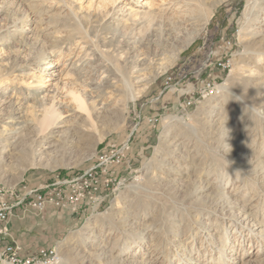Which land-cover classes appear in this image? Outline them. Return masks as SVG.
<instances>
[{
  "label": "rangeland",
  "instance_id": "obj_1",
  "mask_svg": "<svg viewBox=\"0 0 264 264\" xmlns=\"http://www.w3.org/2000/svg\"><path fill=\"white\" fill-rule=\"evenodd\" d=\"M141 1L152 5V15L147 19L143 31L145 41L140 51L146 49L144 53L152 56L149 75L151 80L154 79L142 96L134 101L129 98L119 102L115 100L116 107L94 123L90 137H84L83 141L71 139L73 143L67 144L64 151L45 157L41 165H0V188L5 185L23 192L64 182L95 169L92 171L95 178L93 188L97 191L91 201L89 195L85 202L79 198L76 204L82 203L77 211H73L71 206H55L61 199L52 189L53 203H48L38 212H18L24 217L22 222L17 220L23 230L20 234L24 235L23 238L17 235L21 238L17 241L23 248V255L29 256L43 248L58 246L61 258L65 252L83 254L96 244H107V250L122 248L123 257L131 260L132 249L142 244L147 254L138 262L264 264V238H260L258 231L236 210L230 209L231 199H227L228 196L233 200L237 198L240 206L248 202L253 205L258 203L255 220L261 228L264 227V173L261 169L255 170L258 161L264 163V108L261 106L264 91L253 89L255 81L247 77L253 65L259 64L264 72V57L257 59L250 54L251 45L247 42L246 33L256 26L244 13L252 6V0H217L218 5L204 29L199 28L205 19L203 11L197 8L196 23L188 26L187 31L183 29L175 38L168 34L171 20L177 19L174 16L176 11L165 14L167 11L164 10L174 0ZM98 2L0 0V72L10 70L8 76L1 78L4 86L11 92L22 90L34 82L32 77L41 76L42 72L26 63L48 51L54 37L67 38L64 29L75 30L84 37L90 36L92 26L88 24V19L98 15ZM129 2L119 0L107 10L119 9ZM36 20H43V23L37 22L36 25ZM42 27H45L44 30L40 29ZM22 28H30L32 32L22 38L19 36ZM159 36L164 37L165 48L161 50L154 46V53L148 38L157 39ZM189 36H192V43L188 45ZM222 38L233 43L230 50L234 54L231 60L233 66L230 74L219 70L214 72L218 78L227 79V87L221 88L217 98L184 109L183 103L187 102V98L202 88L206 79V62L210 54L216 52ZM7 41L9 44L1 45ZM76 45L77 41L72 40L57 49L59 51L53 57L55 66L49 70L54 73L62 68L65 72L61 74V81L65 83L74 81L73 76L68 74L72 71L70 60L74 62L80 52ZM74 49L77 55L73 59ZM163 52L165 54L161 55ZM178 52L177 60L169 64L170 56ZM221 57L217 54L215 59ZM44 77L51 78L50 75ZM28 108L31 111L30 102L25 104L26 111ZM29 114L26 115L28 119L31 117ZM96 139L95 143H91ZM126 142L129 143V150L125 152L121 164L105 168L103 158ZM105 170L115 173V183L110 188L104 183ZM159 175L160 178H157ZM176 179L173 184L167 183ZM119 182L122 185L116 187ZM202 184L211 187L203 190ZM63 188L72 191L71 188ZM224 193L228 194L227 198L220 197ZM64 203L67 204L65 200ZM120 218L125 222L122 220V224L118 225L120 221L117 219ZM87 232L91 235H86ZM85 238L94 240L87 242ZM119 238L121 240L116 241ZM70 247H73L72 250ZM106 255L109 260L102 261L112 262L110 253Z\"/></svg>",
  "mask_w": 264,
  "mask_h": 264
},
{
  "label": "bare ground",
  "instance_id": "obj_2",
  "mask_svg": "<svg viewBox=\"0 0 264 264\" xmlns=\"http://www.w3.org/2000/svg\"><path fill=\"white\" fill-rule=\"evenodd\" d=\"M118 1L119 0H99L98 15L91 16L88 19L89 20L88 24L92 26V28L89 29L91 32L90 36L84 37L75 30L67 29V31H65L64 29L63 32H67L66 34L67 38L65 37L66 40L65 39L62 40L63 38L59 39L58 37H54V39L51 41V45L48 51H46L44 54H41L37 57L30 59L26 63V65L33 66L35 70H37L40 73L42 72V75L38 77L35 76L32 77L34 82H32L28 86V88L24 87L22 88V90H14L13 92H11V90H9L6 86H4L5 83H3V80L1 79L4 76H8L7 74H9L10 70L0 72V165L4 164L5 166L6 165L18 166V165L27 164V167L30 166L34 167L41 165V163L45 161L43 160L45 157L50 155L53 156V154L58 151L59 152L64 151L66 147H68L67 144L73 143V140L71 139L78 138L79 140H82L84 137H90L89 136L90 132L92 131V129L95 128L94 123L100 118L104 117L103 114L105 115L107 112H110L112 108L116 107L115 100L119 102L121 100L129 98L132 99V101H134L137 98H140L144 93V91L146 90V88L148 87V85L154 81V79L151 80L150 78L151 76L149 75L151 73L150 66L152 63L150 57L152 56L151 55L149 56L147 52L144 53L146 49L144 52L140 51V46L145 41L143 39V37L145 36L143 31L147 25V19L150 15H152L151 12L152 5L150 3H146L141 0H139L138 2L134 0H130V2L124 7H120L119 9H113V11L107 10L108 6L115 5ZM251 2H252L251 4L252 6H250V8H248L247 11L244 13L248 19L251 18L252 24L256 26H254L253 29L249 30L246 33V36L248 38L247 42L249 43V45H251L250 48L252 52L250 54H252L255 58L259 59L262 56L264 57V50H263L264 49V0H252ZM217 5H218L217 0H174L170 2V4H168V6H166V8L164 9L165 11H167L165 14H169V13L173 14L172 12L176 11L174 16H176L177 19L171 20L170 22L171 31L169 32L168 36L175 38L183 29L187 31L188 26L193 25L195 22V14H196L195 12L197 8H200L203 11V17L205 19H203L204 22L202 25H200L199 28L204 29V27L208 24L210 18L213 16V13ZM40 18L42 19L41 16ZM35 22L37 25V22L43 23V20H38V21L36 20ZM16 25L17 22L13 26L16 27ZM44 28L42 27L40 29L44 30ZM194 28L196 30V27H193V29ZM31 32L32 29L30 28H26V29L22 28L19 32V36L23 38L26 35H29ZM195 32L199 33V31L198 32L195 31ZM8 34H12V33H8ZM188 34L192 35L193 33L188 32ZM154 37L148 38L150 39L149 40L150 48H152V50L154 46H156V49L160 48L161 50L162 48H165L164 37L159 36V38L157 39H154ZM191 37L192 36L188 37L189 38L188 45L192 43L190 39ZM72 40L77 41L76 49H80L79 50L80 52L76 60L73 62V60L71 59L69 64L72 71L68 75H71L70 77L73 76L72 79H74V81L70 83H65L61 81L62 80L61 74L65 72L63 71L62 68L59 67V69H57L56 71L57 73L56 72L51 73L49 70L50 68L55 66L53 62L55 61V59L53 57H55L56 53L59 51L57 49H59L61 46L65 45L66 43L68 44V42ZM7 44H9L8 41L1 43V45L3 46ZM164 54L165 53L163 52L161 55ZM76 55H77V51L74 53L73 59L74 57H76ZM178 56H179V52L174 54L173 57L170 56L169 64L174 63V61L177 60ZM253 66H254L253 68L252 67L249 68V74L247 77H251L250 79H253V81H255V85H253V89L255 88V90L257 89L258 91H264V72L262 70V67H260L259 64ZM165 68L166 67H164L163 69ZM236 74H238V72H236ZM43 75L44 76L50 75L51 78L48 77L47 79V77L45 78ZM240 86H242L241 83ZM226 87H227L226 83H224V85L221 86V88H226ZM231 89L230 91H232ZM244 96L243 98H245ZM262 98L263 99H261L262 100L261 106L264 108V97ZM29 102L32 104V109L30 111L28 108L26 111L25 104ZM29 112L31 114V115L29 114L31 116L30 119L26 118V115H28ZM168 125L169 124H167L166 126ZM166 138H164V142ZM96 141L97 139L93 140L91 143L93 142L95 143ZM161 149H163V147ZM243 150L245 149H242V151ZM188 161L190 162V160ZM200 169H202V167ZM257 169H261V171L264 173V163L262 161L261 162L258 161L257 164L255 165V170ZM157 178H160V175ZM161 180L163 179L161 178ZM262 180L264 181L263 176H262ZM175 181H177V179L172 181H167V183L173 184L175 183ZM203 184H202L203 190H208V188L211 187V186L207 187L208 186L207 184H205L207 185L205 187ZM227 195H228L227 193H224L221 194L220 197L227 198ZM229 197L231 196H228L227 198V199H231L230 209L236 210L238 214H240V216L243 218V220H245L249 224H252V226L256 229V231H258L259 237L264 238V227L261 228L259 223H257V221L255 220L256 219L255 216H257L259 211V207L257 206L258 203L253 205L248 202L247 205L240 206L238 204V201L236 200L237 198L233 200L232 198ZM136 206L139 207L138 205ZM165 218L163 220H165ZM118 220L120 221L118 225H121L122 224L121 221L123 219L120 218L117 219V221ZM154 222L156 223V221ZM262 222L263 220L260 223ZM148 226H151V224H149ZM161 226H163V224ZM86 235L89 236L91 234L87 232ZM155 237L156 236H154V238ZM85 239H87L88 242L93 238H85ZM117 240L120 241L121 238L116 239V241ZM106 247L107 244L105 245L96 244L89 250L86 249L87 251L84 252L83 254H80L77 251L69 254H66L65 252L60 258V252L58 246H56L57 252L59 254L53 264H137V263L151 264L152 262L151 261L146 263L144 262V260L143 262H138L140 258H144L145 255L147 254L146 249L142 244L138 246V248L132 249V251L134 250V254L131 255L130 257L131 260L123 257V252L121 251L123 250L122 248L121 250L116 248H113V250L112 249L107 250L108 247L107 248ZM115 247H117V245ZM114 249L116 250L114 251ZM108 252L111 255L110 260L112 259V262L108 261L109 259L106 255ZM105 259L108 260L103 262L102 260ZM154 262L155 261H153V263Z\"/></svg>",
  "mask_w": 264,
  "mask_h": 264
},
{
  "label": "built area",
  "instance_id": "obj_3",
  "mask_svg": "<svg viewBox=\"0 0 264 264\" xmlns=\"http://www.w3.org/2000/svg\"><path fill=\"white\" fill-rule=\"evenodd\" d=\"M232 47L233 43L230 40L222 38L219 41L216 52L211 53L206 62L204 68L206 79L203 82L202 88L199 92H194L187 98V102L183 103L184 109H190L197 104L217 98L220 95L222 90L221 86L227 79L218 78L214 70L230 74L233 66L231 60L234 56L230 52ZM217 54L222 55V57L215 59ZM127 150H129L128 142L121 148H116L109 156L104 157L102 165L107 168L106 166L109 165L117 166L121 164L122 158H124ZM94 170L88 171L81 176L65 180L64 182L59 181L55 184L44 185L39 189H27L24 192L17 190L16 187H8L5 185L0 188V264H53L59 254L56 246L53 248H43L29 256L23 255V248L17 241L11 228L12 220L16 218L17 212H38L48 203H53V191L61 199L56 202L55 206L58 208L72 207L73 211H77L79 204L85 202L89 196L91 201L94 198L93 193L97 191V188H93L95 178L92 171ZM104 174L106 175L105 185L108 188L114 186L115 173L105 170ZM120 185L122 183L119 182L116 187ZM53 187L57 188L54 189ZM63 187L71 188L72 191L68 192ZM77 187L78 190L76 189ZM79 198L83 201L76 204ZM64 200L67 204L64 203Z\"/></svg>",
  "mask_w": 264,
  "mask_h": 264
},
{
  "label": "crops",
  "instance_id": "obj_4",
  "mask_svg": "<svg viewBox=\"0 0 264 264\" xmlns=\"http://www.w3.org/2000/svg\"><path fill=\"white\" fill-rule=\"evenodd\" d=\"M24 217H21L20 216V214L17 212V215H16V218H14L13 220H12V223H11V228H12V231L14 232V234H15V236H16V239L18 240V236L17 235H19L20 234V232H22L23 230L21 229L22 228V226H20V223L19 222H17V220L19 221H23L24 219H23ZM19 223V224H18ZM20 237H24V235H23V233L22 234H20ZM19 239H21V238H19ZM19 241V240H18Z\"/></svg>",
  "mask_w": 264,
  "mask_h": 264
}]
</instances>
